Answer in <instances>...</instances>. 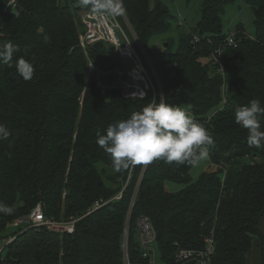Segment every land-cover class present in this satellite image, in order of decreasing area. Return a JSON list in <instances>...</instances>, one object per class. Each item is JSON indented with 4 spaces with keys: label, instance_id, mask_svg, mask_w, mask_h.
Instances as JSON below:
<instances>
[{
    "label": "trees",
    "instance_id": "16d2710c",
    "mask_svg": "<svg viewBox=\"0 0 264 264\" xmlns=\"http://www.w3.org/2000/svg\"><path fill=\"white\" fill-rule=\"evenodd\" d=\"M6 1L0 0V45L17 46L15 56L30 61L34 74L25 80L14 67L0 66V124L10 130L8 139L0 140V202L14 208L12 215L0 213V240L10 229L7 234H16L11 223L38 202L47 216L83 217L74 233L29 228L9 244L0 264H123L125 225L142 165L116 172L96 133L139 111L153 95L124 97L118 74L124 63L106 43L83 50L77 20L82 7L76 0H20L18 9L5 13ZM231 1L203 0L194 30L151 53L166 102L187 110L214 144L208 147L210 167L197 180L193 166L162 159L147 165L131 213L135 264L149 262L138 240L141 216L157 230L162 264H173L181 247L201 248L212 230L214 264H249L264 213V147L248 145L234 110L253 99L264 107V3L253 9L256 34L239 26L238 45L223 48L228 33L222 15ZM123 5L145 44L167 33L176 19L160 0H123ZM220 48L222 66L214 57ZM89 60L99 72L89 71ZM260 120L264 129V116ZM102 167L112 176H104ZM130 173L122 199L87 214L96 200L114 197ZM168 182L182 188L172 191Z\"/></svg>",
    "mask_w": 264,
    "mask_h": 264
},
{
    "label": "clouds",
    "instance_id": "9594fccd",
    "mask_svg": "<svg viewBox=\"0 0 264 264\" xmlns=\"http://www.w3.org/2000/svg\"><path fill=\"white\" fill-rule=\"evenodd\" d=\"M78 6L87 9L94 19L104 22L109 18L123 16V0H76ZM18 47L12 43L0 45V66L14 67L25 80L34 74L32 63L16 57ZM91 66V65H89ZM145 96L141 90L131 94ZM235 123L247 130V143L256 148L264 147V129L261 116L264 107L253 99L249 104L234 110ZM10 130L0 124V140H6ZM96 143L110 156L116 172L134 165H148L156 160L166 164L197 166L208 155V147L214 140L208 129L196 121L179 105L152 99L127 119L110 124L104 132L97 130ZM0 213L12 215L14 208L0 202Z\"/></svg>",
    "mask_w": 264,
    "mask_h": 264
},
{
    "label": "built area",
    "instance_id": "2783aa9c",
    "mask_svg": "<svg viewBox=\"0 0 264 264\" xmlns=\"http://www.w3.org/2000/svg\"><path fill=\"white\" fill-rule=\"evenodd\" d=\"M20 0H7L1 7L2 12H13L19 7ZM82 24H83V37L81 39V46L87 48L99 42H104L107 45L114 46V52L118 54L119 58L130 64V69L122 74L118 72L120 77L126 76V80L123 82V95L125 98H131V94L139 91H143L145 96L143 98L137 96L134 98L144 99L149 95H153V99L159 100L163 97L165 99V93L162 88L159 74L155 72L157 76V84H155L151 72L147 66L145 50L141 42L135 36L133 29L130 27V31L133 35L131 38L126 30L123 28L118 17L109 18L104 22H100L94 19L87 9L82 12ZM183 25V22H180ZM238 41L236 40L234 33H229L223 44V48L227 46L236 47ZM222 48L218 49L214 55L216 61L222 66ZM90 72H99L98 66L95 62L89 63ZM126 64L124 63V66ZM98 84L106 91V86L102 81ZM226 101V100H225ZM260 158L256 157L254 161H258ZM252 161V163H254ZM147 165H143L141 171V177L138 180L137 188L135 189L133 199L129 208L125 233L123 239V264H135L130 257V229H131V213L134 205L135 198L139 189L140 182L143 177L144 170ZM132 173L129 174L127 181L123 184L122 189L111 199L100 198L95 201L92 208H89L87 214L93 213L104 205L114 200L122 199L125 189L130 183ZM83 216L71 215L69 217H61L59 219L47 216L45 213L44 205L42 202H38L31 212L25 215L18 216L11 223V227L18 229L16 234H10L3 238V243L0 246V260H4L3 253L5 249L12 243L17 236L28 230L37 229L42 230L47 228L52 231L60 233H74L76 224L82 219ZM138 225V240L142 247V256L148 259V264H162L159 260V254L156 252L155 243L158 237L157 230L148 216H141L137 222ZM216 253V240L214 230L204 238V245L201 248H179L173 258V264H214V258Z\"/></svg>",
    "mask_w": 264,
    "mask_h": 264
},
{
    "label": "rangeland",
    "instance_id": "374dc122",
    "mask_svg": "<svg viewBox=\"0 0 264 264\" xmlns=\"http://www.w3.org/2000/svg\"><path fill=\"white\" fill-rule=\"evenodd\" d=\"M154 1L155 0H151V3H153ZM160 1L166 4L169 11L171 12L173 16L176 17V19L172 21V26L167 33L159 35V36H152L150 39L147 40V44H145L144 41H142L141 37L139 36V33L135 30L126 10L123 16L118 17L120 23L122 24L123 28L126 30L128 35L131 38L133 37L129 29L131 27L133 29V32L135 33V36L141 42L145 50V54L148 56L146 57L147 66L151 72V76L153 77L155 84H157V76L155 72L158 73V71L154 63L152 62L151 53L155 51L163 50L165 48L164 44H166L170 40L169 38H174L177 41L181 34L193 31L196 26L197 21L200 18L201 7L203 4V0H160ZM245 2H247V0H232L225 7L222 18H223V24H224V31L226 33L235 34L238 32L239 26H242L244 27L245 32L248 35L254 36L256 34V28L254 25L253 7L251 5H248ZM83 10L84 8L82 9L80 8L77 11V14H78L77 20L78 21L80 20V22H82ZM180 22H183L182 26L180 25ZM82 27L83 26L81 23V25H79L81 39L83 37ZM83 50L86 51V49L84 48ZM87 58H89L88 55H87ZM91 61L92 60H89V63ZM125 63H127V61ZM129 69H130V64L127 63L125 66L120 67L118 72L125 74ZM103 76L106 77V75H103ZM122 78H124V80L127 79L125 78V76H123ZM209 167H210V159H209V155H207V157L204 160H202L197 166L192 167L191 169L192 178L194 180H197L201 176V174L205 172ZM106 168L107 167H102L100 169L103 172L104 176L110 173V170ZM142 169H143V165H142ZM112 173L113 172L111 171L110 176H112ZM140 177H141V173L139 174L138 178ZM167 187L172 191H178L182 188V185L168 182ZM62 216H64V212H62L61 217ZM12 230L13 229H10L8 232L6 231V234L12 232ZM39 232L40 230H37V229H34L33 231V233H39ZM6 234H3L1 237L9 236V234L7 235ZM2 243H3V239L0 240V246L2 245ZM7 253L8 252L5 250V255Z\"/></svg>",
    "mask_w": 264,
    "mask_h": 264
},
{
    "label": "crops",
    "instance_id": "0c3cea01",
    "mask_svg": "<svg viewBox=\"0 0 264 264\" xmlns=\"http://www.w3.org/2000/svg\"><path fill=\"white\" fill-rule=\"evenodd\" d=\"M245 3L251 5L254 9L255 7L261 6L264 0H247ZM257 227L258 232L255 234L252 247L248 252L249 264H264V213L260 217Z\"/></svg>",
    "mask_w": 264,
    "mask_h": 264
},
{
    "label": "water",
    "instance_id": "95a60500",
    "mask_svg": "<svg viewBox=\"0 0 264 264\" xmlns=\"http://www.w3.org/2000/svg\"><path fill=\"white\" fill-rule=\"evenodd\" d=\"M166 46H168V43H166ZM108 48H109V50H111V51H114V46L113 45H108Z\"/></svg>",
    "mask_w": 264,
    "mask_h": 264
}]
</instances>
